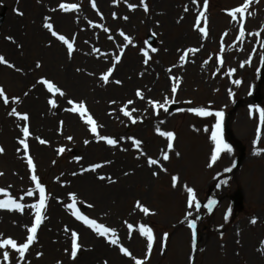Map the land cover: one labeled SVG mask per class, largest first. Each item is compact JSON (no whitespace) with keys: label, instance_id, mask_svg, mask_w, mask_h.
I'll list each match as a JSON object with an SVG mask.
<instances>
[{"label":"rangeland","instance_id":"374dc122","mask_svg":"<svg viewBox=\"0 0 264 264\" xmlns=\"http://www.w3.org/2000/svg\"><path fill=\"white\" fill-rule=\"evenodd\" d=\"M244 2L208 0L205 10L203 0L196 4L144 0L145 11L140 0H94L95 8L92 0H0V12L5 14L0 56L14 66L0 64V89L9 101L4 104L0 98V148L4 150L0 188L21 203L38 200L18 143L24 122L9 115L15 108L29 116V155L48 196L46 218L24 260L7 249L10 259L5 262L0 250V264H136V260L143 264H264V121L260 117L264 86L261 102H250L264 66V0H249L244 18L237 14L233 20L228 12ZM60 3H75L78 8L65 12L59 9ZM130 4L135 7L129 8ZM16 9L23 15H17ZM200 11H205L207 23L202 20L200 27L206 28L207 36L194 28ZM45 18L73 43L71 57L66 45L43 27ZM10 32L14 48L7 54L4 45ZM148 37L153 46L147 44ZM193 48L197 51L188 52L181 61L179 57ZM110 67L114 70L105 84L100 76ZM42 78L54 82L65 95L48 93L39 83ZM137 90L143 99L136 96ZM165 98V107L175 104V110L154 109L149 103L164 104ZM49 99L55 101V108L47 103ZM68 99L83 101L97 133L115 139L116 145L93 135L85 123L87 115L81 118L66 111L71 107ZM129 100L133 103L128 104ZM238 101L242 104L234 108ZM190 108H204L213 115L197 116ZM217 111L223 113L222 137L231 152L221 153L212 163L210 137ZM229 114L228 129L245 148L237 169L238 150L225 134ZM157 128L175 135L167 161L161 156L167 151V140L157 134ZM37 137L46 143L40 144ZM133 138L142 142L139 149L132 144ZM149 157L160 163L149 166ZM93 164L102 167L92 171ZM174 175L176 187L171 181ZM186 187L194 189L199 207L188 206ZM28 190L34 191L33 197L25 195ZM237 190L243 207L234 216L231 197ZM70 193L75 194L83 215L115 230L118 244H110L111 235L100 237L72 216L65 207L71 203ZM209 201H214L210 209ZM137 202L149 213L140 211ZM252 219L257 222L252 224ZM33 220L28 208L23 213L0 209V238L26 242V229ZM190 221L194 228L188 227ZM141 225L153 230L150 253L146 237L139 234ZM72 231L78 233L80 245L75 260L70 258ZM120 247L130 255L121 253Z\"/></svg>","mask_w":264,"mask_h":264},{"label":"snow or ice","instance_id":"6c2138e0","mask_svg":"<svg viewBox=\"0 0 264 264\" xmlns=\"http://www.w3.org/2000/svg\"><path fill=\"white\" fill-rule=\"evenodd\" d=\"M140 3L142 5H144V0H140ZM193 4L197 3V0H192ZM203 4H204V9H207V5H208V0H203ZM92 6L93 8H95V3L94 0H92ZM135 7L134 5H129V8H133ZM78 8V5L75 3H60L59 4V9L62 11H71V10H76ZM249 8V0H245L244 4L241 7H236L232 10H230L228 12V15L232 17L233 20L237 19V14H239L240 18L243 19L244 15H245V11ZM144 10L147 11V6L144 5ZM17 15H23L22 12H20L18 9L15 10ZM185 11H188L187 8H185ZM249 15H251V13H249ZM49 18H45V22L43 24V27L45 29H47L51 35L53 37H55L58 41L62 42L64 45H66L67 47V53L69 55V57H71L73 51H74V46L73 43L69 42V39H67L64 35H59L56 31L53 30V25L52 23L47 22ZM125 19H127V17H125ZM204 20L205 24L207 23L206 21V17H205V11H200V13L196 16L195 18V24H194V28L200 32L201 34H203L204 36H207V32H206V28L205 27H200L201 21ZM105 31H108V29H104ZM244 32L243 27L240 28V35L242 36ZM120 35H122L124 37L125 41H128L129 43H131L130 39L128 36L124 35L123 32L120 33ZM226 35V33H225ZM6 39H11L10 37H6ZM237 39H239V37H237ZM152 51L155 52L156 49L152 48ZM197 51V49H188L187 52H185L184 55H181L179 58L181 61H183L185 59V56L187 55L188 52H195ZM145 56H147V54L145 53ZM120 60V57L117 56L115 57V62L118 63ZM145 63H147V59H145ZM0 64H7L8 67H14L12 64L8 63V61L3 57L0 56ZM36 67L39 68L40 64L37 63ZM113 68H108L106 72H104L101 76L100 79L106 84L109 82V77L113 72ZM79 71V69H78ZM40 84H42L46 89L48 93H51L53 95L55 94H59L61 97H63L65 95V93L52 81L48 80V79H41L39 81ZM116 83H120V81H116ZM237 84L240 83V81H236ZM172 92L173 94H175L176 92V88L173 87L172 88ZM136 96L143 99V95L141 93V91L137 90L136 91ZM0 98H4L3 102L4 104H8L9 101L7 98H5V93L3 91V89H0ZM14 102H18V98H15ZM47 103L49 105H51L53 108H55L57 105L55 103V101L53 99H49L47 101ZM133 103L131 100L128 101V104ZM149 103L152 105V107L154 109L156 108H163L164 111H167L168 109L165 107V105L168 103L167 98H165L164 104H159L157 102L154 101H149ZM67 104L71 105V107L67 108L66 111L69 112H73V113H79L81 118H84L87 115V110L85 107V103L83 101L80 102H76L73 99H68L67 100ZM121 111L123 112V114L125 116H130L128 111H125L123 108L121 109ZM189 111H191L192 113H194L197 116H212L213 113L206 111L204 108H190ZM10 116H15L17 117V119H19L20 121H23V126L21 128L22 134H23V138L19 139L18 143L22 146L23 149V156L26 158V162H27V167L29 172L31 173L30 175V180L34 183L35 185V192L38 193V200L34 203H21L18 202L17 199L13 198L11 196V194L5 190L0 188V195H2L3 197H5L4 199H0V209L3 210H8V211H16V212H20L23 213V210L25 208H28L30 210L33 211L34 213V220L31 222V226L27 227L26 231H27V237H26V242H22V243H17V241L11 237L9 238H0V250H3L2 253V259L5 262H8L10 259V255H9V251L7 249H11L13 250L15 253L18 254L19 259L20 260H24L25 258V253L29 250L30 246L34 243L35 239H36V234H37V229L39 228V226L41 225V223L43 222V220L46 218L44 216V211L46 209L47 206V200H48V196L46 195V191H45V187L42 185V183L40 182V180L38 179V176L35 174L36 169H35V164L33 162L32 157L29 155V144L27 142V138L30 135V130H29V125H28V121H29V116L25 113V114H20L17 112V110L15 108H13L11 110V112H9ZM215 118H216V122L215 124L212 126L211 129V141L214 145V147L211 150V162L214 163L217 161V159L220 157L221 153L224 152H231V148L230 146L225 143L223 137H222V130H221V122H222V118H223V113L222 112H215L214 113ZM260 117H261V121H264V109L260 110ZM133 122H135L133 120ZM85 123L87 125L90 126V131L93 133L94 136H96V138L98 140H103L106 144L110 145V146H115L117 141L115 139H111L105 136H101L97 133V125L96 122L94 121V119L92 118L91 115H87V119L85 121ZM62 124V122H61ZM259 133V129L257 130ZM156 132L159 136L165 137L167 140V151H162L161 152V156H162V160L163 161H167L169 160V152L173 149V141L175 139V135L172 131H161L159 128L156 129ZM69 139H71V137H69ZM37 140L40 144H45L46 141L44 139H40L39 137H37ZM85 143L87 144L88 141H85ZM141 141L138 139H132V144L139 149L140 145H141ZM255 143V141H254ZM3 149L0 148V153H3ZM17 151H20V149L18 148ZM58 151L60 153H62L64 151L63 148L58 149ZM254 154H259V153H254ZM176 155L178 156L179 153H176ZM147 163L149 166H156L158 165L160 162L157 159L151 158L149 157L147 159ZM209 166H211V163L209 164ZM102 167L101 164H93L91 165V170L95 171L96 169ZM88 169H85V171H87ZM162 171H166V169L161 167ZM230 170V169H228ZM75 174V173H74ZM0 175H3V173H0ZM153 176L157 175V172H153L152 173ZM99 179L104 180L105 177L104 176H100ZM171 181H172V186L176 187L177 186V182H178V177L177 176H172L171 177ZM25 195L27 197H33L34 196V191L33 190H28ZM186 195H187V204L189 207H192L194 204L196 205V207H199V204L196 203V194L194 192V189L192 187H186ZM20 200H23V197H20ZM69 200L71 201V203H67L65 205V207L69 210H71V214L72 216L75 217V219L77 221H81L84 225H86L88 228H90L93 232H95L98 236L100 237H105L106 239L109 237V235H111V239L108 240V242L112 245H116L118 244V241L116 239V232L114 229H109L108 227L104 226L103 224L97 223V221L95 219H90L88 216L83 215L81 213V211L77 208L76 206V196L75 194H69ZM214 201H209L208 204L206 205V207H208L209 209L212 207ZM88 207H92L91 204L88 205ZM136 207L140 209V211H142L145 214L149 213V209L147 207L141 206V204L139 202H137ZM257 221L256 219H252L251 223L255 224ZM129 229L132 228V225H128ZM188 227L189 228H194L195 225L193 222H189L188 223ZM139 234L142 237H146L147 239V250L150 253L152 248H153V243H154V234H153V230L149 227H146L144 225H141L139 228ZM167 234H165L166 236ZM194 235V234H193ZM78 233L76 231H72L71 232V242H70V258L75 260L77 258V253L78 250L80 248V245L78 243ZM120 252L123 253L125 256H129L130 253L128 252V250L124 247H120ZM65 252H69V249H65ZM41 253H37V256H40ZM58 264H60V262H58ZM136 264H143L142 260H136Z\"/></svg>","mask_w":264,"mask_h":264},{"label":"water","instance_id":"95a60500","mask_svg":"<svg viewBox=\"0 0 264 264\" xmlns=\"http://www.w3.org/2000/svg\"><path fill=\"white\" fill-rule=\"evenodd\" d=\"M3 20H4V12L2 14H0V27H1L2 23H3ZM253 100H254V102H258L260 100V96H259L258 92L253 96ZM171 109H173V107H171ZM242 158H243V150L241 149V156H240V158L238 160V163H240ZM233 206L236 209H240L241 208V197H240L239 193H237L234 196V198H233Z\"/></svg>","mask_w":264,"mask_h":264},{"label":"bare ground","instance_id":"6f19581e","mask_svg":"<svg viewBox=\"0 0 264 264\" xmlns=\"http://www.w3.org/2000/svg\"><path fill=\"white\" fill-rule=\"evenodd\" d=\"M11 33H9V37L11 39H7L6 41V45H4V50L7 52V54H10L11 50L14 48L13 44H14V40L11 37ZM51 35V33H49ZM52 38H55L51 35ZM59 44H62V42L59 41ZM212 134V133H211Z\"/></svg>","mask_w":264,"mask_h":264}]
</instances>
